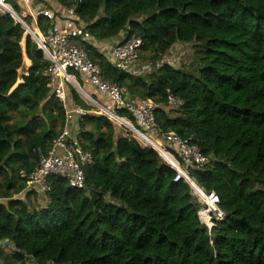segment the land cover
Here are the masks:
<instances>
[{"label":"trees","instance_id":"16d2710c","mask_svg":"<svg viewBox=\"0 0 264 264\" xmlns=\"http://www.w3.org/2000/svg\"><path fill=\"white\" fill-rule=\"evenodd\" d=\"M45 1L76 6L91 36L84 49L105 80L135 102L158 105L151 139L173 133L199 149L207 163L187 173L203 192L215 193L223 219L210 230L199 223L201 202L185 183H173L164 161L171 159L157 142L151 145L161 157L142 137L95 114L67 83L65 103L59 102L43 76L50 64L29 36L23 52L30 67L14 88L25 31L0 14V243L10 245L0 247V264H264V0L31 3ZM7 4L21 15L17 0ZM35 22L41 32L50 26L42 16ZM25 23L34 26L31 17ZM120 34L141 40L137 64L161 60L176 44L191 45L196 77L167 64L144 76L115 69L93 43ZM168 93L182 106H168ZM73 107L86 112L73 116L70 127L92 157L84 187L50 178L47 193L28 192L19 173L37 167L33 150L47 152L64 127L65 109ZM116 116L141 132L125 111ZM40 196L45 207L32 209L28 199Z\"/></svg>","mask_w":264,"mask_h":264},{"label":"built area","instance_id":"2783aa9c","mask_svg":"<svg viewBox=\"0 0 264 264\" xmlns=\"http://www.w3.org/2000/svg\"><path fill=\"white\" fill-rule=\"evenodd\" d=\"M17 2L27 11L31 6V0H17ZM30 12L18 16L7 4V0H0V14L9 15L25 31V19L32 18L35 34L29 36L50 64L43 76L47 80V88L59 102L65 103L64 84L70 83L68 79L71 77L78 76L84 84L94 88L95 92L109 103L107 107H102L110 111L113 117L115 116V121L123 120L116 116V112L125 111L141 128V132L133 128L137 133L147 136V133H156L154 112L158 109V105L150 100L136 102L131 100L124 88H119L105 80L99 66L90 60L83 45L90 42L91 36L85 30L86 25L78 20L76 6L64 9V12L58 16H54L48 8H40L33 16ZM39 16L50 22L45 32L39 31L36 27L35 20ZM141 47V40L133 35L114 45L109 52L113 67L129 73L137 63ZM166 103L172 108L182 106V102L169 93ZM92 106L98 110L95 114L103 115L116 123L113 118L100 111L98 104L93 103ZM85 115L86 112L79 107H73L72 110L65 109L64 127L47 152L43 154L40 149L33 150L32 154L37 157V167L28 175L19 173L20 178L25 180L28 192L35 191L40 195L47 193L50 190L47 180L50 178L64 180L72 189L78 190L84 187L83 172L92 164V157L82 151L70 127L73 116L81 118ZM158 139L165 146L163 150L171 159V162H165L174 171L173 183L183 182L193 191L202 204V208L197 213L198 221L210 230L214 222L223 219V214L218 209V198L214 192H203L187 173V170H197L205 165L207 159L190 139H181L173 133L160 135ZM0 247L3 250L10 249L7 242H1Z\"/></svg>","mask_w":264,"mask_h":264},{"label":"rangeland","instance_id":"374dc122","mask_svg":"<svg viewBox=\"0 0 264 264\" xmlns=\"http://www.w3.org/2000/svg\"><path fill=\"white\" fill-rule=\"evenodd\" d=\"M27 29L31 30L29 27H27ZM28 30H26V32H24L23 39L20 42V48H21V51H22L23 55H24V52H23V49H24V38L26 36H28V35H31V36L33 35L32 33L28 32ZM31 31L34 32V30H31ZM34 34H35V32H34ZM144 59H145V57H144ZM22 63H23L22 68L17 71L18 79L16 81V84H15L14 88L17 85L22 83L21 76H24L26 74V72H27L26 66L28 65L27 64L28 62L26 63L27 65L25 66L24 59H22ZM161 64H167V65L171 66L173 69L178 70V71H180L182 73H185V74L193 76V77L194 76L196 77V75H197V71L196 70L198 68V61H197L196 56L194 55V49L192 48L191 45L176 44L175 46H173L171 48V50L161 60H159V61H157L155 63H152V64L151 63H147L146 60L145 61L140 60L138 62V68H137L138 75L144 76L146 74H149L154 69L158 68V66H160ZM79 96L85 103H87V104L90 103L85 98H83L80 93H79ZM90 106H92V104ZM94 109H96V108L94 107ZM100 111H102V109ZM93 112H98V110L96 109ZM105 114L107 116L109 115L107 112ZM119 126L120 125H118V127ZM120 127H123V126H120ZM147 134L150 135L149 133H147ZM142 139H144L146 141L147 138L146 137H142ZM138 140H139V138L137 139V142L139 143V145H141L143 147L147 146L145 144H142ZM156 142L161 146L162 150L165 148V146L161 143V140L158 139V140H156ZM164 161H166V160H164ZM28 200H29L28 202L30 203V206L34 210L42 209V208L45 207V204H46L45 198L41 197V196L36 198V199L33 198V197H30ZM27 264H31V263H27Z\"/></svg>","mask_w":264,"mask_h":264},{"label":"crops","instance_id":"0c3cea01","mask_svg":"<svg viewBox=\"0 0 264 264\" xmlns=\"http://www.w3.org/2000/svg\"><path fill=\"white\" fill-rule=\"evenodd\" d=\"M40 8H48V10L51 11L54 16L61 15L64 12V9H62L61 7L56 6L53 1H45V2H41V3H37V4H32L31 3V6H30L28 11L26 10V8L21 7V9H22V13L21 14L26 15L27 13H29L31 11L30 14L33 16V14L35 12H37ZM124 38H125L124 34H120L119 36H117L114 39H111V40H108V41H104L102 43H93V46L99 53L104 54L106 56H109L110 49L114 45L121 43L124 40ZM23 59H24L25 66L28 64L26 66V70H27L28 67L30 66V62L26 59V57L24 55H23ZM109 61L111 62L110 58H109ZM25 62L26 63L28 62V63L26 64ZM22 65H23V63H22ZM137 68H138V64L136 63V65L132 69L129 70V73L130 74H138ZM24 76H26V74ZM68 84L77 92L78 95H79V91L78 90H81L83 93L88 95L90 100H91V102H92L91 104H93V103L99 104V105H101V107L102 106L107 107L109 105V103L103 97H101L100 95H98L95 92L94 88H92L89 85L84 84L83 81L81 80V78H79L78 76L71 77L70 78V83H68ZM94 98H95V100H93ZM91 104L89 103L87 105H91ZM66 109L68 110L70 108H66ZM101 109L104 110L105 108L102 107ZM107 113L109 114L108 117L114 119V117H113V115L111 114L110 111L107 110ZM123 120H119V121L118 120L117 121L114 120V121L118 125L123 126L124 128L128 129L131 133H135V135H137V136H141V137L146 136V138H147L146 141L149 142L150 146H151V142L152 141L156 142V140H158V139H151L147 135H142L140 133H137V131L130 126V123L128 124V123H126L127 121L125 119H123Z\"/></svg>","mask_w":264,"mask_h":264},{"label":"clouds","instance_id":"9594fccd","mask_svg":"<svg viewBox=\"0 0 264 264\" xmlns=\"http://www.w3.org/2000/svg\"><path fill=\"white\" fill-rule=\"evenodd\" d=\"M19 16V15H18ZM26 24V23H25ZM27 26V25H26ZM28 27V26H27ZM31 30H33L34 29V26H32V27H29ZM25 31V30H24ZM26 32V31H25ZM29 36V35H28ZM30 37V36H29ZM118 125V124H117ZM132 128H134L133 126H132ZM149 136V135H148ZM155 139H157V138H155ZM152 148V147H151Z\"/></svg>","mask_w":264,"mask_h":264},{"label":"water","instance_id":"95a60500","mask_svg":"<svg viewBox=\"0 0 264 264\" xmlns=\"http://www.w3.org/2000/svg\"><path fill=\"white\" fill-rule=\"evenodd\" d=\"M150 147H152L159 154V156L161 157V154L157 151V148H155L153 146H150Z\"/></svg>","mask_w":264,"mask_h":264},{"label":"bare ground","instance_id":"6f19581e","mask_svg":"<svg viewBox=\"0 0 264 264\" xmlns=\"http://www.w3.org/2000/svg\"><path fill=\"white\" fill-rule=\"evenodd\" d=\"M102 112H103V114H105V113L107 112V110H106V109H104V110H102ZM144 137H146V136H144Z\"/></svg>","mask_w":264,"mask_h":264}]
</instances>
